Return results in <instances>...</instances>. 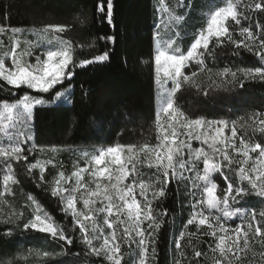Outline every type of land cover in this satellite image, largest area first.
Masks as SVG:
<instances>
[{
  "label": "snow or ice",
  "instance_id": "6c2138e0",
  "mask_svg": "<svg viewBox=\"0 0 264 264\" xmlns=\"http://www.w3.org/2000/svg\"><path fill=\"white\" fill-rule=\"evenodd\" d=\"M179 7L191 6L179 0ZM256 12L264 13V0H225L223 6L209 12L206 26L200 27L190 45L182 49L180 26L186 11L177 13L165 0H158L153 60L155 83L163 102L154 113L156 142L115 143L91 154L84 151L83 164L74 163L70 174L63 170V164L37 157L46 147L33 138L34 112L71 103L76 69L109 61L111 50L105 46L81 58L84 52L77 49L84 46L74 45L61 35L65 25L11 27L7 40L2 37L9 30L0 26V81L4 82L0 89L8 93V98H0V204L6 203L3 198L12 192L11 185L18 183L14 163L24 162L29 175L39 170V179L33 176L37 187L48 183L45 171L52 164L59 170L50 182L51 196L58 199L61 212L70 217L69 223L57 225L29 194L33 214L23 229L49 234L65 245L79 240L83 255L98 258L99 264H152L157 258L156 234L163 223L159 218L168 214V209L160 211L158 204L175 182L189 197L191 211L173 241L178 254L173 264H181L180 258L183 264H202L201 258L208 259V253L192 242L193 236L197 241L200 237L210 239L206 243L211 264H264V207L257 210L245 206L252 197L264 205V139L257 142L253 138L256 132L264 137V114L250 117L252 136L238 135L236 121L193 118L177 102V94L185 86L207 96L222 86L228 91L237 83L241 89L246 81L264 83V23L253 20ZM96 15L114 28V0H97ZM162 32L170 34L165 38ZM29 34L37 39H28ZM97 40L114 44L116 37L100 35ZM225 44L255 55L259 66L217 69V82L206 59L215 60V48ZM87 47L95 49L96 41ZM205 71L210 83L202 86L196 77ZM47 150L56 153L62 146ZM145 168L151 173H145ZM22 215L13 212L3 218V223L13 224ZM237 219L239 224L228 223ZM189 226H195V231H188ZM3 235L11 236L12 230ZM186 235L190 257L182 245ZM123 245L131 250L130 260L122 252ZM51 255L43 253L45 257Z\"/></svg>",
  "mask_w": 264,
  "mask_h": 264
},
{
  "label": "trees",
  "instance_id": "16d2710c",
  "mask_svg": "<svg viewBox=\"0 0 264 264\" xmlns=\"http://www.w3.org/2000/svg\"><path fill=\"white\" fill-rule=\"evenodd\" d=\"M153 1L114 0L113 28L101 22L102 17H97V0H0V26L8 30L11 27H43L45 24L65 25L66 31L61 35L74 45L84 46L83 49H77L84 52L81 58L90 56L94 51L98 53L105 46L111 50L109 61L86 69H76L71 103L35 110L32 135L38 145L46 147L45 151L50 146H62L65 151L63 155L72 158L76 157L77 151H90L115 143L156 142L153 121L157 109V86L153 57L157 15L154 14ZM172 2L166 1L168 5ZM182 11L185 9L179 13ZM252 15L254 21L264 23V13L256 12ZM202 20L199 16L185 18L183 38L179 41L182 49L190 45L194 34L192 30L198 28ZM242 23L247 26V22ZM187 33L189 36L185 37ZM100 35H115V43L105 45L104 41L97 40ZM234 35L239 39L238 33ZM94 40L95 49L88 48L87 45ZM214 52L215 60L209 57L206 64L213 69L212 76L217 82V69L229 67L235 70L238 67L259 66L258 58L242 47L236 49L235 45L225 44L216 47ZM237 52L238 55L235 54ZM208 75L205 71L199 73L196 79L202 86H207L210 83ZM3 83L0 81V84ZM0 98H8V93L3 89H0ZM177 102L193 118L204 116L214 120L236 121L238 135L252 136L250 117L264 114V83L246 81L243 89L237 83L230 86L228 91L222 86L215 91L210 90L207 96L197 94L194 88L185 86L177 94ZM253 138L257 142L264 139L258 132ZM13 171L18 183L11 185L12 192L5 193L3 198L6 203L0 204V264H99L98 258L83 255V245L79 240H74L72 245H65L49 234L23 229V223L33 214L31 202L27 199L29 194L57 225L65 226L69 223L70 217L64 216L58 199L51 196V176L56 170L52 166L47 167L45 180L48 183L40 187L36 183L39 170L29 175L24 162H21L14 163ZM144 171L150 174L152 170L145 168ZM2 174L0 172V178ZM217 183H222L218 177ZM188 199L184 189L178 190L173 182L169 185L167 196L159 202V210L167 208L168 214L159 218L163 223L156 234L157 258L152 264H173V257L178 256L173 241L189 217L191 209ZM245 206L257 210L264 207L255 197L249 198ZM13 212L23 214L20 220L13 224L3 223V218ZM7 229L12 230L11 236L3 235ZM188 231L194 232L195 226H189ZM206 241L211 242L207 237H200L199 241L196 236L192 237V242L208 253L206 261L201 258L202 264H211L212 254ZM182 245L190 257L187 235ZM126 248L123 245L122 252L126 260H130V250ZM256 250L259 252L258 246ZM44 252L53 255L45 257ZM180 259L183 264V258Z\"/></svg>",
  "mask_w": 264,
  "mask_h": 264
},
{
  "label": "rangeland",
  "instance_id": "374dc122",
  "mask_svg": "<svg viewBox=\"0 0 264 264\" xmlns=\"http://www.w3.org/2000/svg\"><path fill=\"white\" fill-rule=\"evenodd\" d=\"M166 1L167 0H165V3H166ZM172 1L173 2L169 5V7L174 9L177 13H179V11L182 10L179 7V0H172ZM184 1L185 0H183V2ZM224 2H225V0H194V1L193 0H186L185 4L190 5L191 7L188 9H185V11H186L185 18H195V16H197V17L199 16V17L203 18V20L201 21L198 28L193 29L192 33H195L200 27L206 26L209 12L212 10H215V8H217L219 6H223ZM153 5H154L155 11H156V8L158 6V0H154ZM192 15H194V16L192 17ZM165 19H166V17H165ZM184 27H185V23H183L180 26L181 30H183ZM190 30H189V32H191ZM155 32H156V28H155ZM168 34H170V33L166 34V33L162 32V35L165 36V38H166V35H168ZM188 34L189 33H187V35L185 34V37L189 36ZM8 35H10V30L2 38L7 40ZM27 38L30 40H36L37 39L36 36L31 35V34H29L27 36ZM41 47H44V45L42 44ZM154 49H155V40H154ZM156 86H157L156 99H157V108H158V106L160 104H162L163 98L161 97V93H160V90H159V87L157 84H156ZM194 146H197V145H194ZM95 150H98V149H94V150H90V151L85 150V151H88L91 154ZM64 152L65 151L61 150V151H58L56 153H52L51 151L47 150L44 152H38L39 155H37V157L41 160H52L54 163L63 164V170L66 172V174H70L71 171L73 170L74 163L79 161L81 164H83L84 161L82 159V153L84 151H77L76 157H72V158L63 155ZM48 166L53 167L52 164H49ZM53 168L56 170V172L59 170L58 167H53ZM56 172H54L53 175L51 176L52 179L56 175ZM85 177L89 178L87 173H85ZM85 180L88 181L89 179H85ZM228 223L229 224L232 223V225L239 224V220L237 219L234 221H229ZM132 248L134 249L135 245H132ZM122 249H123V246H122ZM126 249L128 250L129 248L127 247ZM130 252H131V250H130Z\"/></svg>",
  "mask_w": 264,
  "mask_h": 264
}]
</instances>
